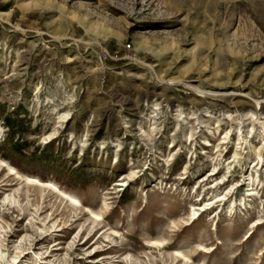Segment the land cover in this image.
I'll use <instances>...</instances> for the list:
<instances>
[{
    "label": "rangeland",
    "instance_id": "374dc122",
    "mask_svg": "<svg viewBox=\"0 0 264 264\" xmlns=\"http://www.w3.org/2000/svg\"><path fill=\"white\" fill-rule=\"evenodd\" d=\"M6 116L0 264H264V0H0Z\"/></svg>",
    "mask_w": 264,
    "mask_h": 264
},
{
    "label": "trees",
    "instance_id": "16d2710c",
    "mask_svg": "<svg viewBox=\"0 0 264 264\" xmlns=\"http://www.w3.org/2000/svg\"><path fill=\"white\" fill-rule=\"evenodd\" d=\"M1 120H2L3 124L5 125V127L8 129V131H10L8 137L6 138V141H8V142H6L4 147H0L2 150H4V152L6 154L5 157L6 158L15 157V158L24 159L27 146L23 141H20V140L14 138L15 134H17L19 132L20 125L18 123H16L17 121L10 116H6ZM40 153H43V152H40ZM53 155H54L53 152L51 154H45V155L43 154L42 160L50 162V161L54 160Z\"/></svg>",
    "mask_w": 264,
    "mask_h": 264
}]
</instances>
